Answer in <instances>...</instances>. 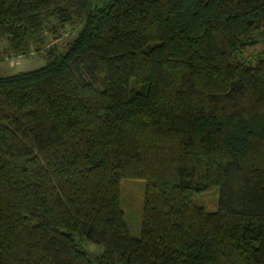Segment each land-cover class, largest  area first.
I'll use <instances>...</instances> for the list:
<instances>
[{"label": "trees", "instance_id": "obj_1", "mask_svg": "<svg viewBox=\"0 0 264 264\" xmlns=\"http://www.w3.org/2000/svg\"><path fill=\"white\" fill-rule=\"evenodd\" d=\"M0 36L44 59L0 74V264H264V0H0Z\"/></svg>", "mask_w": 264, "mask_h": 264}, {"label": "rangeland", "instance_id": "obj_2", "mask_svg": "<svg viewBox=\"0 0 264 264\" xmlns=\"http://www.w3.org/2000/svg\"><path fill=\"white\" fill-rule=\"evenodd\" d=\"M53 24H55V20L52 18L44 22L40 34L42 37L43 48H47L53 44H55L56 47L61 48L73 37L77 29L76 26L64 25L62 28L56 27L55 31L51 32L49 29ZM5 46V39L0 36V51L3 50ZM261 50H264V44L248 47L244 51V54L246 56L253 55ZM9 55L10 56L2 57V60H0V74H13L20 71L34 69L40 66L44 61L42 54L40 55L37 53L28 54L26 56ZM143 184L142 180L136 179H121L120 181L121 192L119 205L128 234L131 237H138L140 234ZM213 192L203 194L198 198V202L205 209H213L215 206L217 193H215L214 190ZM85 246L91 250H95L92 245L85 244ZM98 250L100 249L97 247V251Z\"/></svg>", "mask_w": 264, "mask_h": 264}]
</instances>
